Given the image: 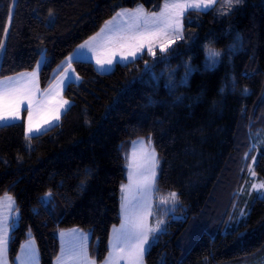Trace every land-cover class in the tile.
I'll return each mask as SVG.
<instances>
[{
    "label": "trees",
    "instance_id": "16d2710c",
    "mask_svg": "<svg viewBox=\"0 0 264 264\" xmlns=\"http://www.w3.org/2000/svg\"><path fill=\"white\" fill-rule=\"evenodd\" d=\"M163 3L0 0V79L35 70L43 57L40 84L47 89L67 58L117 12L144 6L152 13ZM209 49L222 51L218 68L207 65ZM152 51L109 72L74 61L82 81L65 90L71 107L60 123L30 140L25 118L0 123V197L12 196L19 211L11 264L30 239L40 264H55L60 232L72 228L90 234L91 256L104 262L112 229L122 222V187L139 139L157 151V192L178 196L179 218L152 243L147 264L264 260V197L251 200L248 215L225 232L200 231L188 250L181 242L192 223L216 208L230 210L253 159L264 181V0H243L228 14L219 7L190 10L182 38ZM48 193L54 195L49 204Z\"/></svg>",
    "mask_w": 264,
    "mask_h": 264
},
{
    "label": "snow or ice",
    "instance_id": "6c2138e0",
    "mask_svg": "<svg viewBox=\"0 0 264 264\" xmlns=\"http://www.w3.org/2000/svg\"><path fill=\"white\" fill-rule=\"evenodd\" d=\"M215 2L216 0H164L161 7L151 14L147 13L142 6L133 11L117 12L113 20L109 21L100 33L80 45L78 52L85 50L93 52L101 68L105 64L111 65L116 55H119L121 60H127L129 57L135 59L137 53L145 47L154 55L151 45L155 41H162L159 46L160 50L164 51L170 43L174 42V39L182 38L180 20L184 11L189 8L207 9ZM235 2L238 4L241 0H235ZM226 3L230 10L232 0H226ZM52 19L54 20V17ZM170 36L173 39H169ZM106 52L110 53L108 58L101 59V55ZM212 55L218 54L212 53ZM74 58V56L68 57L65 64L57 70V75L60 72L64 75L56 85L50 86L49 90L43 94L42 100L35 98L39 91L35 81L40 63H37V71L0 80V123L19 120L21 112L26 111L28 132L31 134L33 131L39 132L44 124H50L52 120H59L60 110L68 104V101L62 98L56 100L52 94V88H60L65 81L69 84L74 82L76 78L67 72ZM53 103H55L54 107ZM25 105H27L26 109ZM42 117L44 118L41 119ZM34 119L38 122L35 127ZM27 138L30 140L32 136L29 135ZM157 165L154 149L142 151L139 161L135 164L134 179L130 175L132 182L122 187V192L125 193L122 197L124 223L119 229L113 230L111 251L104 264H116L119 259H126L127 264H143L144 245L148 242L149 233L159 231V225L163 223L158 221L155 227H149L147 221V217L151 215L150 194L155 186ZM252 175H255L254 171ZM253 188L258 191L264 189V183L253 185ZM50 196L51 193H48L44 198L45 202ZM177 201L175 192L161 199L162 204L171 202L174 205ZM14 205L15 201L7 194L0 199V264H6L8 217ZM29 247L26 245L25 250L27 251ZM28 255L31 256V253L29 252ZM69 261L73 264H81V261L95 264L94 261L88 260L82 242L79 245L73 243L62 249L60 257L57 258V264H68Z\"/></svg>",
    "mask_w": 264,
    "mask_h": 264
},
{
    "label": "rangeland",
    "instance_id": "374dc122",
    "mask_svg": "<svg viewBox=\"0 0 264 264\" xmlns=\"http://www.w3.org/2000/svg\"><path fill=\"white\" fill-rule=\"evenodd\" d=\"M242 2H243V0H241V2L237 4L235 2V0H232V6H231L230 10L227 6L226 0H216V2L214 4H212L207 9H194V8L187 9L186 11H184V13L181 17V20H180V23L182 25L181 32H180L181 37L183 36V17H184L186 12H188L190 10L207 11V10H210L214 7H219L220 12H222L223 14H228L237 5L242 4ZM139 7H141V6H139ZM142 7L144 8V6H142ZM133 10H128V11H133ZM144 10H145V8H144ZM111 20H113V19H111ZM169 39H173V37L170 36ZM179 39H174V42L170 43L165 49H167L171 44L175 43ZM161 43H162L161 40L155 41L151 45L152 49L160 48L159 45ZM146 49H148V48L145 47L142 51H144ZM140 52L137 53V55H136L137 57L139 56ZM212 53H217L218 55L213 56ZM221 55H222V51L215 50V49H209L207 59H206L207 65L210 66L212 69L218 68L219 64H220ZM116 60L122 61V62H128V61H132L134 59L129 57V59H127V60H121L120 56L116 55ZM109 70H110V68H109ZM192 71H193V68H190V72H192ZM260 143H261L260 139L257 138V141L254 142V147L258 148ZM151 149L155 150L158 165H157L156 170H155L156 171L155 186H154V189L152 190V192L150 194L151 215H149L147 217V221H148L149 227H155L158 221H163V223H161L159 225V231L149 233L148 242H147V244L144 245L145 251L143 253V264H147L145 261V256H146L147 252L149 251L150 247L152 246V243L157 240V236L167 230L168 224L171 221L179 218V215H177V213H176V207L178 205V201L174 205L171 202H169L167 204L161 203V199L167 198L169 194L168 195H160L157 192L156 181H157V177L159 174L160 161L158 158L157 151H156V149H155V147L151 141H147L146 139H139V140H136L135 142H133L132 149L130 152V156L128 159L129 160V163H128V181L125 185H129L132 182V181H130V175H132L133 179H134L135 164L137 161H139V159L142 155V151H148ZM254 165H255V159H253L251 161V163L246 166L245 171L243 172V175H242V187L238 190L237 197L235 198V200L233 202L234 205L230 208L229 211L228 210L220 211L216 208L213 214H211L210 216H205L201 222L192 223L187 228V230L184 232L185 234L183 235L182 241H181L183 246L186 248V250H188L192 246L194 239L200 233V231H213L214 229L221 228L225 232L231 225H233L234 223H238L244 217H246V215H248L247 209H248L249 202L251 200L253 201L255 198H258V197L263 198L264 197V189H261L258 191V190L253 188V185H259L261 183H264V181L260 180L257 177L256 173L254 176L252 175V172L254 171ZM124 195H125V193L123 192V196ZM46 196L47 195H45V197ZM13 200L15 201V206H14V210H12L11 214H12V216L16 215L19 219V211L15 210L17 203H16V200L14 198H13ZM53 201H54V195L51 194V196L48 198L46 203L49 204V203H52ZM122 205H123V199H122ZM157 205L159 206L158 209L156 208ZM122 217H123V220H122L121 224L113 227V230L119 229L121 227V225L124 223L123 210H122ZM113 230H112L110 242H109L110 251H111V241L113 238ZM77 231H79V233L62 232L65 235H62V239H61L62 240L61 241V243H62L61 252H62V249L67 248L69 245H71L73 243L76 245H79L82 242L84 245V250L86 251L88 260L94 261L95 264H99L96 261V259L91 257V253H90L91 236H90V234H86L84 231L79 230V229ZM9 243H10L9 235H7V251H6V257H5L6 264H11L10 259H9ZM36 245H37L36 242H34V247H35L34 250H32L30 247L27 251L24 249V252L22 253V255L20 257L18 264H40L39 252H38ZM110 251H109V253H110ZM29 252L31 253V256L28 255ZM109 253L107 255V258L109 256ZM60 255H61V253H60ZM56 264H57V261H56ZM68 264H73V262L69 261ZM81 264H87V262L81 261ZM101 264H104V262H102ZM116 264H127V260L126 259H119L118 261H116ZM258 264H264V260Z\"/></svg>",
    "mask_w": 264,
    "mask_h": 264
},
{
    "label": "crops",
    "instance_id": "0c3cea01",
    "mask_svg": "<svg viewBox=\"0 0 264 264\" xmlns=\"http://www.w3.org/2000/svg\"><path fill=\"white\" fill-rule=\"evenodd\" d=\"M135 10V9H134ZM149 13V12H148ZM151 14V13H150ZM104 28V27H103ZM100 33V32H99ZM98 34V33H97ZM96 34V35H97ZM95 35V36H96ZM88 41V40H87ZM85 43V42H84ZM80 47V46H79ZM79 47L75 50V52L71 55V56H74L75 58L73 59V61H72V63H71V67L70 68H68L67 69V72L69 73V74H71L72 76H74L76 79L74 80V82H76V83H80L81 81H82V78H81V76L77 73V71H76V69H75V67H74V65H73V62L74 61H76V60H83V61H89V62H92V63H94V65L96 66V68L99 70V71H101V72H109V71H111L113 68H114V66L118 63V62H120V63H127V62H122V61H117L116 60V56L113 58V63L111 64V65H107V64H105L104 65V67L103 68H101V66L99 65V64H97V62H96V60H97V57H96V55L93 53V52H89V51H83V52H78V49H79ZM146 50H148V49H146ZM146 50H144V51H141L140 53H139V56L143 53V52H145ZM110 55V53H103L102 55H101V59H106V58H108V56ZM136 58H137V56H136ZM135 58V59H136ZM67 61V60H66ZM65 61V62H66ZM44 62H45V58H43V59H41V61L39 62L40 63V68L38 69V72H37V76H36V81H35V85H36V87L39 89V91L36 93V99L37 100H42V99H44V93L45 92H47L48 90H49V88H50V86H53V85H56L57 84V82H58V80H60L62 77H63V75H64V73L63 72H60L58 75H57V77L55 78V80H54V82L47 88V89H43L42 87H41V84H40V72H41V69H42V66H43V64H44ZM128 62H130V61H128ZM109 68H110V70H109ZM33 71H37V68L35 69V70H33ZM33 71H27V72H22V73H19V74H15V75H13V76H9V77H17V76H20L21 74H24V73H32ZM9 77H4V78H1L0 80H6V79H8ZM68 82L67 81H65V83H64V85L63 86H61L60 88H56V87H53L52 88V94L55 96V98H56V100H59V99H63V100H67L68 101V104L67 105H65L61 110H60V116H59V120H52L51 121V123L50 124H44L42 127H41V129H40V131L39 132H36V131H33L31 134H29V132H28V123H27V112L26 111H22L21 112V119H19V120H15V121H9V122H7V123H1V124H10V123H14V122H20V121H22L24 118H25V120H26V133H27V135L29 136V135H31V136H35V135H39V134H41V133H43V132H45V131H47V130H49V129H51L52 127H54L55 125H57L58 123H60V121H61V119H62V117H63V115L66 113V111L71 107V105H72V102L65 96V90H66V88H67V86H68ZM53 107L55 106V103H53V105H52ZM25 107V109L27 108V105H25L24 106ZM44 117H42L41 119H43ZM37 120L36 119H34V121H33V125H34V127L37 125ZM131 149H132V147H131ZM130 152H131V150H130ZM129 156H130V153H129ZM129 159V158H128ZM128 163H129V160H128ZM127 176H128V165H127ZM128 181V180H127ZM127 183V182H126ZM125 183V184H126ZM124 184V185H125ZM123 185V186H124ZM5 196V195H4ZM4 196H2V197H0V199H2ZM122 197H123V192H122ZM15 206V205H14ZM157 209L159 208V206L157 205V207H156ZM13 210H14V208H13ZM15 210H17L16 209V207H15ZM121 213H122V201H121ZM122 220H123V217H122ZM17 222H18V217L15 215H13L12 216V214L10 213L9 214V217H8V232H7V235H9V241H10V239H11V233H12V231H13V229H14V227L16 226V224H17ZM78 229L77 228H72V229H67V230H63V231H61L60 232V241H62L61 239H62V232H75V233H79V231H77ZM80 230V229H79ZM113 230V229H112ZM86 233V232H85ZM112 233V232H111ZM86 234H88V233H86ZM34 240L33 239H30V240H28L27 242H25L24 244H23V246H22V248H21V251H20V253H19V256H18V258H17V264L19 263V259H20V257H21V255H22V253L24 252V249H25V246L26 245H29L30 246V248L32 249V250H34ZM61 245H62V243H61ZM37 246V245H36ZM37 249H38V247H37ZM38 252H39V250H38ZM61 253V252H60ZM60 256V255H59ZM92 257V256H91ZM93 258V257H92ZM56 261H57V259H56ZM55 264H56V262H55Z\"/></svg>",
    "mask_w": 264,
    "mask_h": 264
}]
</instances>
